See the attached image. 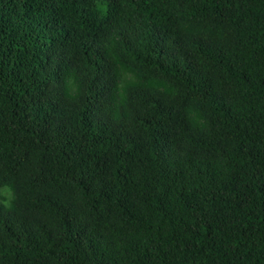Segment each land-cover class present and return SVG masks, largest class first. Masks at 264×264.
<instances>
[{
  "label": "trees",
  "instance_id": "trees-1",
  "mask_svg": "<svg viewBox=\"0 0 264 264\" xmlns=\"http://www.w3.org/2000/svg\"><path fill=\"white\" fill-rule=\"evenodd\" d=\"M0 264H264V0H0Z\"/></svg>",
  "mask_w": 264,
  "mask_h": 264
},
{
  "label": "rangeland",
  "instance_id": "rangeland-1",
  "mask_svg": "<svg viewBox=\"0 0 264 264\" xmlns=\"http://www.w3.org/2000/svg\"><path fill=\"white\" fill-rule=\"evenodd\" d=\"M0 191H2V190L0 189ZM0 193H2V192H0Z\"/></svg>",
  "mask_w": 264,
  "mask_h": 264
}]
</instances>
